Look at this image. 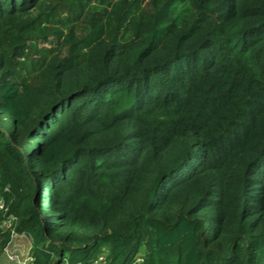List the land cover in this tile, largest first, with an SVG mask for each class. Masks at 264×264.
<instances>
[{
    "label": "trees",
    "instance_id": "1",
    "mask_svg": "<svg viewBox=\"0 0 264 264\" xmlns=\"http://www.w3.org/2000/svg\"><path fill=\"white\" fill-rule=\"evenodd\" d=\"M0 196V261L264 264V0H0Z\"/></svg>",
    "mask_w": 264,
    "mask_h": 264
},
{
    "label": "built area",
    "instance_id": "2",
    "mask_svg": "<svg viewBox=\"0 0 264 264\" xmlns=\"http://www.w3.org/2000/svg\"><path fill=\"white\" fill-rule=\"evenodd\" d=\"M8 210L9 209L5 203L4 198L0 196V214H6ZM15 222H17V217L14 215H9L1 221V228L5 230H11L12 236V242L5 250L4 256L7 257V260H9L10 263L13 261V264L14 262H16L17 264H36L35 256L32 250H30V254H26L21 245L14 243L13 239L15 237L29 239L24 234H19L14 230L13 225Z\"/></svg>",
    "mask_w": 264,
    "mask_h": 264
},
{
    "label": "rangeland",
    "instance_id": "3",
    "mask_svg": "<svg viewBox=\"0 0 264 264\" xmlns=\"http://www.w3.org/2000/svg\"><path fill=\"white\" fill-rule=\"evenodd\" d=\"M42 47L47 48V49H55L54 47H56V44H55V42L53 43L52 39H51V43H47L45 45H42L41 48ZM13 241L15 244L21 245L22 249L25 251L26 254H28V253L30 254V250H32V242L29 239L21 238V237H15L13 239ZM4 258L7 259V257H5V256H4ZM8 262L10 263L9 260H8ZM12 262H11V264H13ZM14 264H17V263L14 262Z\"/></svg>",
    "mask_w": 264,
    "mask_h": 264
},
{
    "label": "crops",
    "instance_id": "4",
    "mask_svg": "<svg viewBox=\"0 0 264 264\" xmlns=\"http://www.w3.org/2000/svg\"><path fill=\"white\" fill-rule=\"evenodd\" d=\"M0 264H11V263H9L8 260L5 259L4 256H3V258L0 261Z\"/></svg>",
    "mask_w": 264,
    "mask_h": 264
}]
</instances>
